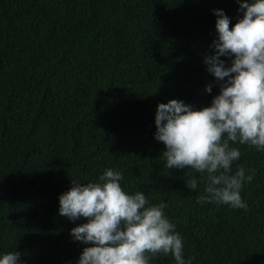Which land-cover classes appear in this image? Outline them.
<instances>
[{"label": "trees", "instance_id": "1", "mask_svg": "<svg viewBox=\"0 0 264 264\" xmlns=\"http://www.w3.org/2000/svg\"><path fill=\"white\" fill-rule=\"evenodd\" d=\"M239 9L236 0H0V258L78 264L89 245L71 230L87 221L60 216L59 197L112 169L126 192L167 205L185 260L264 264V151L232 145L242 153L232 173H254L240 193L245 210L198 203L204 176L166 169L155 139L160 103L200 110L220 93L205 63L218 39L214 10L234 26Z\"/></svg>", "mask_w": 264, "mask_h": 264}, {"label": "clouds", "instance_id": "2", "mask_svg": "<svg viewBox=\"0 0 264 264\" xmlns=\"http://www.w3.org/2000/svg\"><path fill=\"white\" fill-rule=\"evenodd\" d=\"M243 13L234 26L223 10L217 15L215 54L207 56L208 72L220 84L211 106L194 110L183 100L160 103L155 116V139L165 146L166 169H191L205 178L198 203L227 204L247 210L241 190L254 173L246 175L233 163L241 151L233 144L264 151V0H236ZM221 57L231 58L226 67ZM209 93L212 86L207 87ZM121 172L107 169L97 182L74 183L59 197V215L87 222L71 230L85 245L78 264H150L157 256L171 255L175 264L184 258L183 239L166 216L167 205H150L142 192L130 194ZM195 176L186 179L197 188ZM21 253L8 252L0 264H21Z\"/></svg>", "mask_w": 264, "mask_h": 264}]
</instances>
